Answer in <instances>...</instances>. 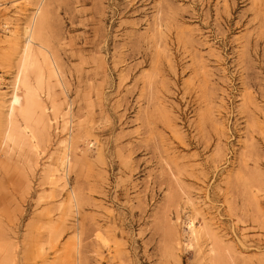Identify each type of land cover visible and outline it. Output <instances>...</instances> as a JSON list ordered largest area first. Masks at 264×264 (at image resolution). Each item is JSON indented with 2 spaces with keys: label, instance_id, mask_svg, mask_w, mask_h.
I'll list each match as a JSON object with an SVG mask.
<instances>
[{
  "label": "rangeland",
  "instance_id": "obj_1",
  "mask_svg": "<svg viewBox=\"0 0 264 264\" xmlns=\"http://www.w3.org/2000/svg\"><path fill=\"white\" fill-rule=\"evenodd\" d=\"M0 264H264V0H0Z\"/></svg>",
  "mask_w": 264,
  "mask_h": 264
}]
</instances>
